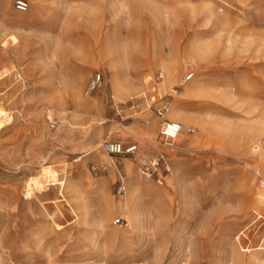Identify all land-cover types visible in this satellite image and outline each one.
Masks as SVG:
<instances>
[{
    "label": "rangeland",
    "instance_id": "rangeland-1",
    "mask_svg": "<svg viewBox=\"0 0 264 264\" xmlns=\"http://www.w3.org/2000/svg\"><path fill=\"white\" fill-rule=\"evenodd\" d=\"M26 1L0 0V264H264V0ZM168 60L160 91L196 68L163 147L160 120L128 106ZM104 140L137 150L96 173Z\"/></svg>",
    "mask_w": 264,
    "mask_h": 264
},
{
    "label": "built area",
    "instance_id": "built-area-1",
    "mask_svg": "<svg viewBox=\"0 0 264 264\" xmlns=\"http://www.w3.org/2000/svg\"><path fill=\"white\" fill-rule=\"evenodd\" d=\"M13 6L16 8V10L19 11H26L28 9V2L26 0H14ZM184 74L182 75L180 84L174 85L171 88H169L167 91H160L159 90V84L162 83V80L164 79V74L161 70H157L155 72V76L153 79H146L145 84L148 85V88L144 89V91L140 92V94L136 97V102L132 101L129 104V109H131L134 112L141 111L139 104H143V109L145 110H151L153 114L158 117L162 118L164 113L167 111V108L170 105L171 99L175 96L176 92H178V88L180 87L181 83H185L190 81L194 78V64L186 60L184 63ZM103 79L99 72H95L91 75V78L87 84L86 93L90 94L97 89H99L102 86ZM160 145L165 147H171L173 146L174 140L176 137L181 133L182 127L180 124L176 121L163 118V121L160 124ZM185 131L187 133H192L193 128L188 126L185 128ZM101 147L103 148L104 152L112 157L110 163H94L91 165V170L94 172H99L106 170L108 167H111L113 165L115 168H117V164H119L118 158L125 157L128 155H132L137 150L136 144H128L127 146H124L120 141L118 140H104L102 142ZM164 156L162 153L156 154L154 157H152L150 160L146 161L145 163H142L140 167L141 174L144 176H150L154 173V170L157 169L158 163L163 161ZM125 183L123 179H118L117 181V187L116 191L117 194H122L125 191ZM123 219L121 217L114 218V222H122Z\"/></svg>",
    "mask_w": 264,
    "mask_h": 264
},
{
    "label": "bare ground",
    "instance_id": "bare-ground-1",
    "mask_svg": "<svg viewBox=\"0 0 264 264\" xmlns=\"http://www.w3.org/2000/svg\"><path fill=\"white\" fill-rule=\"evenodd\" d=\"M194 50H196V52L198 51V55H200L199 57H201V55H203V51H202V49H201V46L199 45V44H197V45H195V47H194ZM205 50V49H204ZM191 57V56H190ZM193 58V57H192ZM165 62V61H164ZM193 63V62H192ZM157 65H162V60L159 62V63H157ZM162 67V66H161ZM163 70H165L166 71V73L168 74L167 75V77H166V80L164 81H162V84L161 85H159V87H162L164 84H166V83H176V80H177V78H178V71H179V66H178V64L174 61V60H168L167 62H165V65H163ZM195 68L196 67H194V71H195ZM165 77V76H164ZM115 84H117L118 85V83H115ZM178 84H180V83H178ZM184 85H186V84H184V83H181V87L182 86H184ZM205 87H206V83H205V81H195L194 83H192L189 87H187L184 91H185V94L184 95H186V96H200L201 94H203L205 91ZM178 93L179 92H176V94H175V96L176 95H178ZM177 111V109H174V108H172V111H170V113H175ZM178 112V111H177ZM3 116H5L6 117V114L4 113V111L2 110H0V119H2V118H4ZM101 122H99V124H100ZM183 129V128H182ZM179 137H177L175 140H177L178 141V139H180L181 138V136H182V132H181V134L179 133V135H178ZM184 137V136H183ZM200 141H201V139H199V137H196L195 139H194V141L192 142V143H194V144H198V143H200ZM167 170L169 171V169H168V166H167ZM134 180H135V178H134ZM139 183V182H138ZM134 184V183H133ZM132 185V184H131ZM142 188V186L139 184H134L133 185V188L131 189V190H129L128 191V193L126 194V202H121L120 203V207H122V209H124V213H125V216H126V218H128V220H129V222L131 221V218H130V214H132L131 213V210H130V202H129V200H128V198H130L131 197V195H133V191L134 192H136L137 190H140ZM126 187H125V191H124V194H125V192H126ZM30 195V193H27V196H29ZM134 201V200H133ZM132 216V215H131Z\"/></svg>",
    "mask_w": 264,
    "mask_h": 264
},
{
    "label": "crops",
    "instance_id": "crops-1",
    "mask_svg": "<svg viewBox=\"0 0 264 264\" xmlns=\"http://www.w3.org/2000/svg\"><path fill=\"white\" fill-rule=\"evenodd\" d=\"M148 78H149V77H147V78L144 79V86L142 87L143 89H141V90L138 92L139 94H140L141 91L144 90L145 86H148L147 84H145V80L148 79ZM146 88H147V87H146ZM146 88H145V89H146ZM157 118H158V117H157ZM163 118L169 119L168 117H166L165 115H163L162 118H158V119L160 120V124H161V122L163 121ZM159 127H160V126H159ZM140 132H141V134L144 133V131H140ZM160 138H161V137H160V129H159V141H160ZM176 138H177V137H176ZM118 141H119V140H118ZM120 142H121V141H120ZM121 143H122V142H121ZM122 144H123V143H122ZM128 144H135V143H128ZM128 144H127V145H128ZM123 145H124V146H127V145H125V144H123Z\"/></svg>",
    "mask_w": 264,
    "mask_h": 264
}]
</instances>
